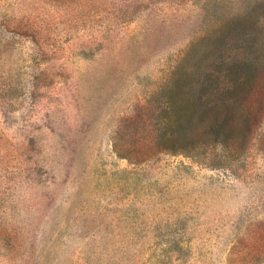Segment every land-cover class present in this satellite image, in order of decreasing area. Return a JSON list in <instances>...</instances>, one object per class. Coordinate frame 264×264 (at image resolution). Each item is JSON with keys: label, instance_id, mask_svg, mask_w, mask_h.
Returning a JSON list of instances; mask_svg holds the SVG:
<instances>
[{"label": "rangeland", "instance_id": "1", "mask_svg": "<svg viewBox=\"0 0 264 264\" xmlns=\"http://www.w3.org/2000/svg\"><path fill=\"white\" fill-rule=\"evenodd\" d=\"M237 1L0 0V264H264V122L235 161L114 150Z\"/></svg>", "mask_w": 264, "mask_h": 264}, {"label": "trees", "instance_id": "2", "mask_svg": "<svg viewBox=\"0 0 264 264\" xmlns=\"http://www.w3.org/2000/svg\"><path fill=\"white\" fill-rule=\"evenodd\" d=\"M236 3L129 120L131 147L114 143L118 155L139 164L152 149L190 158L205 156L210 147L230 154L233 142L240 150L231 161L248 153L264 122V0ZM148 108L150 120L144 118Z\"/></svg>", "mask_w": 264, "mask_h": 264}]
</instances>
